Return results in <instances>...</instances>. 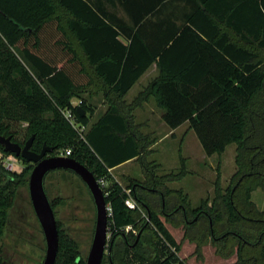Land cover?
<instances>
[{
  "label": "trees",
  "instance_id": "1",
  "mask_svg": "<svg viewBox=\"0 0 264 264\" xmlns=\"http://www.w3.org/2000/svg\"><path fill=\"white\" fill-rule=\"evenodd\" d=\"M154 63L160 76L133 106L155 96L164 122L171 129L188 122L209 157L237 147L228 187L219 176L214 197L197 208L168 187L186 171L158 175V165L147 160L150 144L122 109ZM97 90L111 108L91 123ZM68 111L83 131L65 117ZM14 123L25 125L23 141ZM0 133L21 146L35 136L32 151L46 144L54 148L48 157L71 150L69 158L97 180L110 181V170L130 160L141 163L144 182H115L105 190L114 244L102 264L106 258L109 264H186L161 216L183 227L198 252L212 241L224 257L236 249L234 264H264V212L252 201L264 188V0H0ZM30 171H9L0 162V241ZM128 198L139 209H129ZM58 228L56 264H86L77 243ZM135 230L150 231L153 251L144 250Z\"/></svg>",
  "mask_w": 264,
  "mask_h": 264
},
{
  "label": "rangeland",
  "instance_id": "2",
  "mask_svg": "<svg viewBox=\"0 0 264 264\" xmlns=\"http://www.w3.org/2000/svg\"><path fill=\"white\" fill-rule=\"evenodd\" d=\"M120 14L124 16L123 13ZM231 37L237 43L244 45L234 35L231 34ZM71 38L80 56L84 57L73 35H71ZM253 49L256 51L254 47ZM78 103V100H74V104L78 105ZM95 119L97 118L94 117ZM24 126L22 123H14L12 125L13 130L18 131L17 138L21 141L24 140ZM235 149L236 145H231L224 155L225 166L222 171L224 185H226V180H229L236 172L234 162ZM177 158L175 152H158V155L155 154L153 157L147 158V160L162 162L164 168L162 172H165L172 170ZM8 159L16 163L15 171L18 173H21L24 169L30 171L32 168L33 170V164L26 165L15 156H7L0 150V162L3 163ZM32 170L27 174L26 182L18 190L15 204L9 213L5 233L0 241V264H43L45 261L47 245L29 194V177ZM123 170L126 173L122 174ZM122 171L120 173L114 172L111 180L107 182L108 187L117 182V180L125 187L130 183V180L141 182V180L132 179L130 175L128 176V172L136 178L142 174L144 176L140 162L131 164L122 169ZM199 178V176L192 177L190 175L184 182L178 184L179 187L184 189L185 194L190 196L193 207L199 205L200 198H203L206 194V191H203L201 186H198ZM170 185L171 183H169V187ZM45 188L53 204L56 219L62 231L77 243L79 252L86 261L92 247L97 221L96 207L89 189L77 175L65 170H56L49 173L45 178ZM143 218L148 220L145 213H143ZM161 220L180 245L179 256L186 264H234L237 262L236 249L232 256L224 257L218 253V248L213 242L209 241L198 252L196 244L184 238L183 227L176 228L168 223L163 216H161ZM133 233L135 236H140L142 232L135 230ZM127 234L129 235L130 233ZM108 237V241H112L110 230ZM122 240V237L116 238L117 242ZM148 240L152 241L151 233L147 230L142 233L141 242L145 251H153L152 244ZM105 257H108V248ZM105 264H109L108 258H106Z\"/></svg>",
  "mask_w": 264,
  "mask_h": 264
},
{
  "label": "crops",
  "instance_id": "3",
  "mask_svg": "<svg viewBox=\"0 0 264 264\" xmlns=\"http://www.w3.org/2000/svg\"><path fill=\"white\" fill-rule=\"evenodd\" d=\"M121 41L126 43V41L123 39ZM159 76L160 70L157 63H154L123 98V103L125 105L122 107V109L124 108L130 111L133 118V127L137 129V132L141 136V140L144 143L150 144V146L147 148V151L150 152L148 158L153 157L155 154L158 155V152H175V155L178 158L177 161L174 162L175 166L172 167V170L174 169V171H171L178 173L185 170L186 174L181 180L171 182L170 187L168 184V187L174 191H181L183 195L188 198L191 207H193L190 201V196H187L184 189L179 187L178 184L184 182V180L190 175H192V177L199 176L201 179L199 178L198 186H201V189L206 191V194L203 196V198H200V203L202 200L214 197L216 182L219 176L221 187L226 189L229 185L231 177L234 175L233 174L229 180H226V185L223 184L222 171L223 167L225 166L224 155L231 145L227 147L226 151L222 155H213L209 157L204 152L195 132L190 129L188 122L176 129H171L164 122L163 116L165 114V109L160 106L155 96H150L148 100H145L139 106H133L136 98L149 89V87H151L152 84L157 81ZM84 96L87 98L88 95L86 94ZM90 104L95 111L91 123H96L111 108L110 103L105 98V93L101 90H97L95 92L94 97L90 99ZM126 106L127 108H125ZM94 117L97 119L94 120ZM236 149L234 162L236 157ZM136 162H138L137 159L125 162L110 170V173L111 175H113L116 171L117 173H120L122 169ZM154 162L158 165V175L172 173L167 169V171L162 172L164 169L162 162H158L157 160ZM201 170L203 172H198ZM122 172V174L126 173L124 170ZM129 175L132 179L141 180V182L145 181V175L143 176V174L137 178L128 172V176ZM117 182L122 185L120 181L117 180ZM252 201L256 204L260 211L264 212V188L253 192ZM199 205L193 208H197ZM169 206L173 208L175 206V202L172 201Z\"/></svg>",
  "mask_w": 264,
  "mask_h": 264
},
{
  "label": "water",
  "instance_id": "4",
  "mask_svg": "<svg viewBox=\"0 0 264 264\" xmlns=\"http://www.w3.org/2000/svg\"><path fill=\"white\" fill-rule=\"evenodd\" d=\"M81 116L85 111L77 108ZM35 136H32L24 146L16 143L11 137H6L0 133V145L6 153L15 157L23 158L27 163L33 164V170L29 177V194L35 215L42 228L46 245V257L43 264H56L59 252V228L51 201L45 188L46 176L56 170H65L77 175L89 189L97 212L96 229L91 250L86 260V264H102L106 250L112 251L114 240H109V214L107 208L106 195L100 187L95 175L84 165L72 158L48 157L54 148L44 144L40 153L32 151Z\"/></svg>",
  "mask_w": 264,
  "mask_h": 264
},
{
  "label": "built area",
  "instance_id": "5",
  "mask_svg": "<svg viewBox=\"0 0 264 264\" xmlns=\"http://www.w3.org/2000/svg\"><path fill=\"white\" fill-rule=\"evenodd\" d=\"M65 117L70 121V123L77 129H80L81 131L84 130L83 127H81L75 117L73 116V114L71 112H65ZM71 155V150H66V151H60V152H57L56 156L55 157H65V158H68L69 156ZM3 165L4 167L9 170V171H15L16 170V163L10 161L9 159L5 162H3ZM98 183L100 185V187L103 189L104 193H105V190L107 189L108 185H107V181L105 179H99L98 180ZM106 195V193H105ZM126 206L131 209V210H136V209H139V206L137 205V203L132 199V198H128L126 200ZM107 208H108V214H109V217L111 216V208L109 205H107ZM133 231V228L131 226H128L126 229H125V232L128 233V232H131Z\"/></svg>",
  "mask_w": 264,
  "mask_h": 264
},
{
  "label": "flooded vegetation",
  "instance_id": "6",
  "mask_svg": "<svg viewBox=\"0 0 264 264\" xmlns=\"http://www.w3.org/2000/svg\"><path fill=\"white\" fill-rule=\"evenodd\" d=\"M55 212V211H54ZM55 216H56V214H55ZM108 254H109V250H108ZM105 256H106V254H105Z\"/></svg>",
  "mask_w": 264,
  "mask_h": 264
}]
</instances>
